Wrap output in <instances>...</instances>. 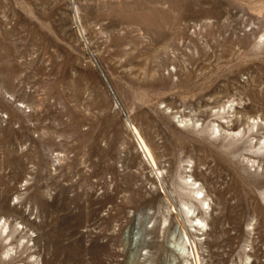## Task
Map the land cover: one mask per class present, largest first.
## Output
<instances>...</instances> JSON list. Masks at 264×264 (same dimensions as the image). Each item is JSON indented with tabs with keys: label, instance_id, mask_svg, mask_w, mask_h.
<instances>
[{
	"label": "rangeland",
	"instance_id": "obj_1",
	"mask_svg": "<svg viewBox=\"0 0 264 264\" xmlns=\"http://www.w3.org/2000/svg\"><path fill=\"white\" fill-rule=\"evenodd\" d=\"M0 264H264V0H0Z\"/></svg>",
	"mask_w": 264,
	"mask_h": 264
},
{
	"label": "bare ground",
	"instance_id": "obj_2",
	"mask_svg": "<svg viewBox=\"0 0 264 264\" xmlns=\"http://www.w3.org/2000/svg\"><path fill=\"white\" fill-rule=\"evenodd\" d=\"M4 236V234L3 233H0V241H4V240H7L8 239V237L10 236L9 234H7V236L6 237H3Z\"/></svg>",
	"mask_w": 264,
	"mask_h": 264
}]
</instances>
